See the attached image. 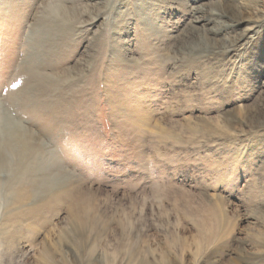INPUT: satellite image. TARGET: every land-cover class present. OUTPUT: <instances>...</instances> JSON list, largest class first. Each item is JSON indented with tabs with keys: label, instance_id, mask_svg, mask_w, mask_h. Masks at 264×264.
<instances>
[{
	"label": "rangeland",
	"instance_id": "1",
	"mask_svg": "<svg viewBox=\"0 0 264 264\" xmlns=\"http://www.w3.org/2000/svg\"><path fill=\"white\" fill-rule=\"evenodd\" d=\"M0 110V264H264V0H0Z\"/></svg>",
	"mask_w": 264,
	"mask_h": 264
},
{
	"label": "bare ground",
	"instance_id": "2",
	"mask_svg": "<svg viewBox=\"0 0 264 264\" xmlns=\"http://www.w3.org/2000/svg\"><path fill=\"white\" fill-rule=\"evenodd\" d=\"M55 22H57V20ZM61 24H63V23H61ZM24 133H25V131L23 132L20 129V127L18 128L17 125H15L14 122L12 121L11 117L8 116V114L4 115V114L0 113V134H2L3 139H4L3 147L2 146L0 147V176L3 175V173H5V169H7V167H9V166H7V164H10V163L14 164L10 160V158L8 157L7 152L12 151V149H17V147L20 148L19 151L21 153V156L19 157V162H17V164L15 165V166H18V172L21 171L20 175L18 174V176H17V181L23 179L24 177H26V179H28L27 178L28 175L30 177L33 176L32 171H31L32 164L30 162H27V160L31 159V157H35L34 154H36L35 151L37 150V148H34L33 141L30 140L31 138L28 139ZM5 136L7 138H5ZM15 153H16V150H15ZM48 161H50V160H48ZM12 167H14V165ZM31 178H33V177H31ZM29 181H30V179H29ZM29 181L27 180V182H29ZM18 202H20L19 198H18Z\"/></svg>",
	"mask_w": 264,
	"mask_h": 264
},
{
	"label": "snow or ice",
	"instance_id": "3",
	"mask_svg": "<svg viewBox=\"0 0 264 264\" xmlns=\"http://www.w3.org/2000/svg\"><path fill=\"white\" fill-rule=\"evenodd\" d=\"M12 87H13V88H16V87H17V85H15V84H14Z\"/></svg>",
	"mask_w": 264,
	"mask_h": 264
}]
</instances>
